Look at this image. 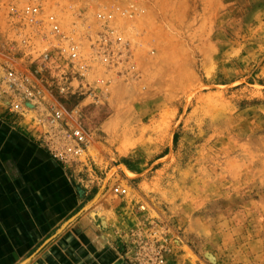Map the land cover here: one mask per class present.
I'll return each instance as SVG.
<instances>
[{"label": "rangeland", "instance_id": "1", "mask_svg": "<svg viewBox=\"0 0 264 264\" xmlns=\"http://www.w3.org/2000/svg\"><path fill=\"white\" fill-rule=\"evenodd\" d=\"M25 3L41 21L16 18L13 29L8 7ZM0 4L2 66L14 58L27 74L52 54L39 98L20 112H4L0 83V118L43 144L82 129L84 153L64 167L82 194L73 220L96 238L99 264H264V0ZM49 16L78 44L83 76L56 50ZM116 185L127 194L115 196Z\"/></svg>", "mask_w": 264, "mask_h": 264}, {"label": "crops", "instance_id": "2", "mask_svg": "<svg viewBox=\"0 0 264 264\" xmlns=\"http://www.w3.org/2000/svg\"><path fill=\"white\" fill-rule=\"evenodd\" d=\"M10 118H0V264H99L96 238L73 220L81 191L46 145Z\"/></svg>", "mask_w": 264, "mask_h": 264}, {"label": "built area", "instance_id": "3", "mask_svg": "<svg viewBox=\"0 0 264 264\" xmlns=\"http://www.w3.org/2000/svg\"><path fill=\"white\" fill-rule=\"evenodd\" d=\"M8 8V13L5 14V17L12 21L13 29H16V18L19 19V21L23 20L25 25L29 26L38 25L41 21L40 7L37 4L25 3L21 9H18L13 5ZM47 25L50 29L48 32L50 38H56L58 41L59 47H56V50H59L58 53L66 55L70 64L75 65L73 67H76L77 69L79 68L81 70L79 73L83 76L85 69L81 63L78 44L71 40H67L60 25L56 22L53 16L48 17ZM40 57L41 62L38 64L33 63V71L27 74H22L21 72L16 71L18 63L14 58L7 60L3 66L0 64V69L3 71L2 77L0 76V83L1 86H4L7 89L8 92L5 94H7L9 99L2 103H4L5 110L8 112H20L22 110L23 101H31L40 95L39 92H35V82L37 81V78L41 77L43 71L48 69L51 71L52 69V54L50 48H46ZM54 84L56 85L55 90L58 96L65 94L69 88L66 85L67 82H61L60 79L54 81L52 85ZM57 95H52L48 90L46 92V96L51 97L54 100ZM52 107L53 120L60 121L63 118L64 110L58 105H53ZM57 142L62 143L60 145ZM85 142L86 137L82 129L75 124L66 134L48 138L45 141V145L54 160L62 164H67L78 160L83 155ZM112 190L115 196H125L127 194V189L121 185L114 186ZM140 208L144 209V206H141Z\"/></svg>", "mask_w": 264, "mask_h": 264}, {"label": "water", "instance_id": "4", "mask_svg": "<svg viewBox=\"0 0 264 264\" xmlns=\"http://www.w3.org/2000/svg\"><path fill=\"white\" fill-rule=\"evenodd\" d=\"M110 172L106 175L105 179L103 180V185H102L101 189L96 193V195L94 196V198L87 205L92 204L98 198V196L100 195V193L102 192V190L106 186V184L108 182V179L110 178ZM23 263H21V264H23Z\"/></svg>", "mask_w": 264, "mask_h": 264}, {"label": "bare ground", "instance_id": "5", "mask_svg": "<svg viewBox=\"0 0 264 264\" xmlns=\"http://www.w3.org/2000/svg\"><path fill=\"white\" fill-rule=\"evenodd\" d=\"M212 260V259H211Z\"/></svg>", "mask_w": 264, "mask_h": 264}]
</instances>
